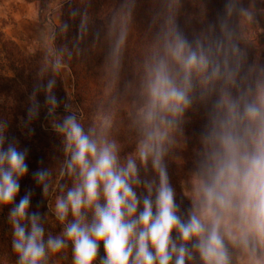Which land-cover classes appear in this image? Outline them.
I'll use <instances>...</instances> for the list:
<instances>
[{
	"label": "clouds",
	"instance_id": "9594fccd",
	"mask_svg": "<svg viewBox=\"0 0 264 264\" xmlns=\"http://www.w3.org/2000/svg\"><path fill=\"white\" fill-rule=\"evenodd\" d=\"M87 31L81 19L80 36ZM125 36L122 27L114 35L113 62ZM55 39V33L47 39L45 70L58 72L67 50L56 49ZM209 63L204 50L178 33L166 43L165 55L147 69L138 139L126 154L110 136L107 116L87 128L75 114L57 118L55 80L39 86L27 120L38 117L36 95L43 90L51 129L61 141L56 165L31 173L47 201L44 214L31 210L32 191L20 196L29 153L16 142L5 146L8 124L0 119V211L8 210L14 264H51L57 256L70 264H264V90L256 99L224 95L218 101L186 209L177 203L165 162L172 133L191 104L192 73H218ZM50 224L59 231H50Z\"/></svg>",
	"mask_w": 264,
	"mask_h": 264
},
{
	"label": "trees",
	"instance_id": "16d2710c",
	"mask_svg": "<svg viewBox=\"0 0 264 264\" xmlns=\"http://www.w3.org/2000/svg\"><path fill=\"white\" fill-rule=\"evenodd\" d=\"M258 0H70L64 3L62 18L54 33L56 49H66L61 62L69 67L74 76V96L77 113L67 107L64 83L57 80L53 94L59 102L56 109L62 117L75 114L87 128L100 115L110 120V136L121 147L122 154L132 151L138 139L136 116L145 102L144 82L148 67L165 55V45L178 33L192 47L204 50L209 60V71L218 69L215 77L208 72H193L189 92L191 104L172 133V144L165 158L170 180L176 189L177 203L182 209L189 206V198L180 187L187 170H195L196 163L205 150L204 137L216 111L218 101L224 96H241L256 99L264 90V52L258 42L264 44V11H258ZM75 10L77 15L72 16ZM210 18V27L201 25L203 18ZM87 21V33L81 37L80 20ZM117 21L115 29L113 20ZM206 19V18H205ZM64 24L67 30L61 32ZM126 33L124 44L115 62L110 58L114 35L120 28ZM264 49V45H263ZM48 58L47 49L44 50ZM68 53H71L70 55ZM127 57L124 68L121 61ZM45 58V63L47 59ZM175 72V66H172ZM122 76H125L122 78ZM50 78L32 73L0 75V80L22 88V96L32 93ZM127 81L124 84L123 80ZM5 83V84H6ZM0 83V88H3ZM126 85L129 86L126 91ZM36 99L45 103L43 90ZM46 106V105H45ZM28 108L18 106L0 111V119L7 121L5 146L14 142L9 125L28 121ZM45 111L39 109L36 119ZM34 119V120H36ZM32 120V121H34ZM41 137L30 141L28 150L29 175L21 180L20 196L32 191L42 214L47 212V201L32 180L31 173L41 166H55L61 157L60 138L52 131L37 129ZM37 136V135H36ZM44 136V137H43ZM18 147H21L19 145ZM56 152V162L40 164L45 157ZM19 199V196L17 197ZM56 232L59 228L56 227ZM103 254L101 245L100 255ZM235 264V263H234Z\"/></svg>",
	"mask_w": 264,
	"mask_h": 264
},
{
	"label": "rangeland",
	"instance_id": "374dc122",
	"mask_svg": "<svg viewBox=\"0 0 264 264\" xmlns=\"http://www.w3.org/2000/svg\"><path fill=\"white\" fill-rule=\"evenodd\" d=\"M70 0H0V75L8 76H28L32 73H39L42 76L57 80L64 83L67 92V107L71 111L77 113L78 106L74 96V76L68 66L63 67L58 72H53L51 67L45 70V49H47V39L50 34L54 33L56 25H59L62 18V8L64 3ZM258 11H264V0H258ZM206 18V19H205ZM201 21L204 28L210 27V18L205 17ZM263 43L258 42L260 53L263 51ZM128 62L127 57L121 61L124 68ZM43 73V74H42ZM125 76H122L124 78ZM124 84L127 83L122 79ZM4 84L0 88V111H7L12 107L29 108L31 100L28 95L22 96V88H17L14 84L10 87V82ZM6 83V84H5ZM129 86L126 85V91ZM37 100V99H36ZM40 110L45 111V103L37 100ZM57 118H62L61 113L56 112ZM96 115L93 116L94 123ZM50 117L45 112L42 118L34 121H19L9 125L14 135V142L21 145L22 149L30 146L28 142L37 141L41 137V133H37V129L45 132L52 131L50 126ZM8 130V128H7ZM7 131L5 133V136ZM37 135V136H36ZM42 136V135H41ZM44 137V136H43ZM56 162V152L49 153L44 162L40 164L50 165ZM28 163V161H27ZM29 166V164H28ZM193 170H187L180 183L183 195L189 191L191 175ZM32 211H40L35 202L31 203ZM7 209L0 211V264H14L15 256L11 253L10 228L6 222ZM42 214V212H41ZM54 225H49V230L56 232ZM235 264H239L238 260H234ZM51 264H70V259L65 260L62 256L54 257Z\"/></svg>",
	"mask_w": 264,
	"mask_h": 264
}]
</instances>
